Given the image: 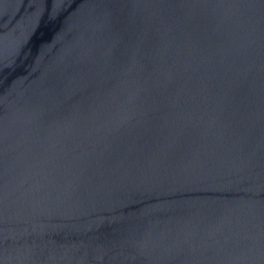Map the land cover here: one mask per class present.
I'll return each mask as SVG.
<instances>
[{
  "label": "water",
  "instance_id": "1",
  "mask_svg": "<svg viewBox=\"0 0 264 264\" xmlns=\"http://www.w3.org/2000/svg\"><path fill=\"white\" fill-rule=\"evenodd\" d=\"M0 264H264V0H0Z\"/></svg>",
  "mask_w": 264,
  "mask_h": 264
}]
</instances>
